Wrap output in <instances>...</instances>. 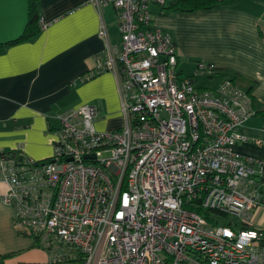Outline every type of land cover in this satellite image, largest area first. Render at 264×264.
<instances>
[{"label":"built area","instance_id":"2783aa9c","mask_svg":"<svg viewBox=\"0 0 264 264\" xmlns=\"http://www.w3.org/2000/svg\"><path fill=\"white\" fill-rule=\"evenodd\" d=\"M168 0L113 6L120 43L93 75L118 80L124 125L102 132L99 102L64 112L50 158L0 146V202L48 264H264V163L242 156L254 97L214 65L186 76L173 36L154 23ZM100 36L108 42V28ZM259 145L261 140H255ZM223 221H225L223 223Z\"/></svg>","mask_w":264,"mask_h":264},{"label":"crops","instance_id":"0c3cea01","mask_svg":"<svg viewBox=\"0 0 264 264\" xmlns=\"http://www.w3.org/2000/svg\"><path fill=\"white\" fill-rule=\"evenodd\" d=\"M179 1L168 0L166 8ZM29 9V0H4L0 44L22 36ZM38 14L42 31L0 52V146L4 151L20 146L28 158L44 160L54 152V130L64 112L99 102L103 117L96 126L102 132L120 129L124 116L116 75L107 71L88 79L97 55L120 43L116 9H100L94 0H40ZM153 15L154 23L173 36L181 66L205 62L218 70L213 85L205 87L230 77L252 94L258 114L242 128L248 142L236 150L264 163V0H224L192 13L154 6ZM103 26L109 42L100 36ZM254 223L264 228L263 210ZM48 262L33 238L19 234L13 207L0 202V264Z\"/></svg>","mask_w":264,"mask_h":264},{"label":"trees","instance_id":"16d2710c","mask_svg":"<svg viewBox=\"0 0 264 264\" xmlns=\"http://www.w3.org/2000/svg\"><path fill=\"white\" fill-rule=\"evenodd\" d=\"M40 0H29L30 9H29V22L25 29V32L16 40H12L5 44H0V52L10 46L26 42L33 39L42 31V22L38 14V2ZM224 0H181L177 4L166 8L163 6L162 9H167L169 11L175 12H196L200 10H211L221 5ZM88 77V79L93 78Z\"/></svg>","mask_w":264,"mask_h":264},{"label":"rangeland","instance_id":"374dc122","mask_svg":"<svg viewBox=\"0 0 264 264\" xmlns=\"http://www.w3.org/2000/svg\"><path fill=\"white\" fill-rule=\"evenodd\" d=\"M181 69L184 71L186 76H192L196 72V66H195L194 62H190L189 64H187L186 61H183ZM198 81H199V84H202L204 86H209V85L212 86L213 85V84L210 83V80H207V79H205L203 77H198ZM224 222L225 221H223V223Z\"/></svg>","mask_w":264,"mask_h":264},{"label":"snow or ice","instance_id":"6c2138e0","mask_svg":"<svg viewBox=\"0 0 264 264\" xmlns=\"http://www.w3.org/2000/svg\"><path fill=\"white\" fill-rule=\"evenodd\" d=\"M3 2L4 0H0V15H2Z\"/></svg>","mask_w":264,"mask_h":264}]
</instances>
